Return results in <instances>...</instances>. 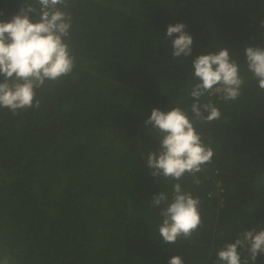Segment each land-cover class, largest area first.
I'll use <instances>...</instances> for the list:
<instances>
[{
  "label": "trees",
  "instance_id": "1",
  "mask_svg": "<svg viewBox=\"0 0 264 264\" xmlns=\"http://www.w3.org/2000/svg\"><path fill=\"white\" fill-rule=\"evenodd\" d=\"M23 3L0 0V21ZM66 11L73 72L38 90L39 109H0V262L168 264L179 255L213 264L238 234L264 229V91L244 53L264 47V0H71ZM176 23L193 37L188 58L171 54L178 34L166 30ZM223 47L245 85L235 101L202 98L221 112L196 125L212 163L199 186L181 182L200 198L202 224L164 244L151 200L171 198L176 181L151 175L147 153L159 143L145 120L153 108L189 109L191 61Z\"/></svg>",
  "mask_w": 264,
  "mask_h": 264
},
{
  "label": "clouds",
  "instance_id": "2",
  "mask_svg": "<svg viewBox=\"0 0 264 264\" xmlns=\"http://www.w3.org/2000/svg\"><path fill=\"white\" fill-rule=\"evenodd\" d=\"M70 3L71 0H24L10 20L0 21V109L7 108L13 115L39 109L38 90L73 72L75 56L67 42L73 24L71 13L66 11ZM186 27L184 23L167 26L168 38L178 34L172 39L173 58L192 55L193 37ZM244 53L248 71L264 91V47L249 45ZM191 67L197 82L189 92L193 98L190 108L175 106L167 112L153 108L145 120L159 143L156 151L147 153L151 175L176 181L172 184L171 198L160 191L151 200L152 207L159 209L158 232L164 244L189 240L202 224L200 198L181 184L190 177L192 184L199 186L202 181L198 174L212 163L213 150L204 143L196 125L219 120L221 112L211 100L202 103V98L217 93L224 101H235L245 85L240 67L226 47L198 55L191 61ZM242 251L248 253L243 259ZM216 255L213 264H256L258 256L264 255V229L253 228L238 234L234 242L226 243ZM0 264H7V260ZM168 264H184V260L175 255Z\"/></svg>",
  "mask_w": 264,
  "mask_h": 264
}]
</instances>
